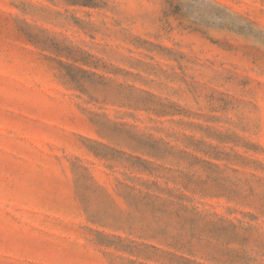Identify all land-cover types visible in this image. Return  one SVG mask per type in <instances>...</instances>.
<instances>
[{
	"label": "rangeland",
	"instance_id": "rangeland-1",
	"mask_svg": "<svg viewBox=\"0 0 264 264\" xmlns=\"http://www.w3.org/2000/svg\"><path fill=\"white\" fill-rule=\"evenodd\" d=\"M72 1L0 0V264H264V0Z\"/></svg>",
	"mask_w": 264,
	"mask_h": 264
},
{
	"label": "trees",
	"instance_id": "trees-1",
	"mask_svg": "<svg viewBox=\"0 0 264 264\" xmlns=\"http://www.w3.org/2000/svg\"><path fill=\"white\" fill-rule=\"evenodd\" d=\"M90 0H84V1H79V0H73L72 1V4L74 5H77V4H80V5H84V6H90ZM147 198H149V196L147 195ZM235 229V226L233 227ZM177 246L179 245L181 248L185 249V245H182L181 243H179L178 241L175 243ZM188 252L189 253H192V249H188ZM181 260H184L187 264H191V263H194V262H191L190 260L188 259H185L184 257L181 258Z\"/></svg>",
	"mask_w": 264,
	"mask_h": 264
}]
</instances>
